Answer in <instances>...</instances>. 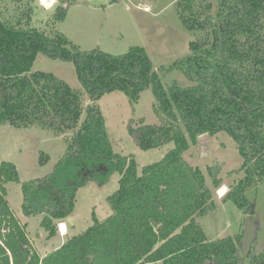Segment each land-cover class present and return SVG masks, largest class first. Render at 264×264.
Wrapping results in <instances>:
<instances>
[{"label": "trees", "instance_id": "obj_1", "mask_svg": "<svg viewBox=\"0 0 264 264\" xmlns=\"http://www.w3.org/2000/svg\"><path fill=\"white\" fill-rule=\"evenodd\" d=\"M5 1L12 8L0 10V128L69 133L51 172L21 183L23 215H42L40 227L53 237L71 218L81 186H102L113 171L120 177L106 198L110 214L97 220L92 213L83 232L41 257L7 201V184L19 182L17 168L0 162V264H264V245L260 252L253 243L243 256L240 236L207 239L197 217L214 208L222 180L213 177L208 188L203 172L184 159L198 137L228 135L242 159V177L223 201L250 213L246 192L264 185V0H177L182 28L202 34L182 61L194 84L167 90L143 47L120 55L80 50L53 30L66 16L62 5L37 29L36 0ZM38 55L72 64L81 88L33 72ZM147 89L159 121L134 127L130 119L128 134L144 151L173 148L139 173L133 155L114 152L96 102L120 92L133 107ZM46 158L41 154L40 163Z\"/></svg>", "mask_w": 264, "mask_h": 264}, {"label": "rangeland", "instance_id": "obj_2", "mask_svg": "<svg viewBox=\"0 0 264 264\" xmlns=\"http://www.w3.org/2000/svg\"><path fill=\"white\" fill-rule=\"evenodd\" d=\"M58 4L66 9V16L53 25V30L63 34L80 50L98 48L120 55L131 46H141L148 54L165 90L173 85L186 87L194 84L185 73L187 68L182 61L190 55V42L202 32L182 28L177 15V0H63L62 3L56 0L54 6ZM32 7V26L44 29L54 8L45 11L36 3ZM11 8L9 1L0 0V10L10 12ZM32 71L51 73L72 89L81 88L70 63L38 55ZM96 104L104 116L114 152L122 156L133 155L139 173L144 166L160 161L173 148V143H168L144 151L136 146L128 134L130 119L134 127L158 123L156 100L151 89L143 91L133 107L120 92L106 94ZM67 134L57 136L37 127L24 130L5 125L0 128V162L13 163L19 177L18 183L7 184V201L14 215L21 223L26 224L28 237L39 255L55 250L61 240L65 242L68 237L83 232L92 223V213L97 220L106 218L111 212L106 198L118 188L120 176L114 171L102 186L92 181L81 186L76 192L71 214L73 226L67 221L62 222L68 228V235L62 238L58 235L48 237V233L40 227L42 215H23L21 183L51 172L63 151ZM41 154L47 156L43 164L39 161ZM184 159L203 172L208 188H212L213 177L221 179V186L226 190L242 177V172L239 171L242 159L236 144L226 134L198 137L196 144H190L184 153ZM217 190L213 191L214 208L207 215L197 217L207 239L228 236L243 238L246 218L250 216L254 227L250 247L256 245V250L261 252L264 245V185L252 184L246 192L252 208L251 214H248V210L240 211L231 201H223L227 191L218 196ZM244 263L248 264V260Z\"/></svg>", "mask_w": 264, "mask_h": 264}, {"label": "water", "instance_id": "obj_3", "mask_svg": "<svg viewBox=\"0 0 264 264\" xmlns=\"http://www.w3.org/2000/svg\"><path fill=\"white\" fill-rule=\"evenodd\" d=\"M251 212H252V208L249 214H251ZM69 223L72 224L71 220H69ZM253 238H254V227H253V223H252L250 216H248L246 218V227H245L243 238L241 241L243 256H246L247 253L249 252Z\"/></svg>", "mask_w": 264, "mask_h": 264}, {"label": "built area", "instance_id": "obj_4", "mask_svg": "<svg viewBox=\"0 0 264 264\" xmlns=\"http://www.w3.org/2000/svg\"><path fill=\"white\" fill-rule=\"evenodd\" d=\"M55 3L56 0H36L37 6L45 11L53 9L55 7ZM60 226L61 224H58V228L61 230Z\"/></svg>", "mask_w": 264, "mask_h": 264}, {"label": "crops", "instance_id": "obj_5", "mask_svg": "<svg viewBox=\"0 0 264 264\" xmlns=\"http://www.w3.org/2000/svg\"><path fill=\"white\" fill-rule=\"evenodd\" d=\"M226 191H228V190H226V188H225V192H226ZM225 192H224V193H225ZM224 193H223V194H224ZM226 193H227V192H226ZM218 196H219V194H218ZM69 220H71V223H72V224L69 223ZM69 220H67L66 223H69L70 226H73L74 221H73L72 217H71ZM61 223H62V222H61ZM57 229H58V230H57V231H58V234H55V235H58L60 238H62V237H64V236H67V235H68V228H67V225H65V232H63L62 230H60L58 227H57ZM62 243H64V241L61 240V242L59 243V246H60ZM59 246H56L55 249L58 248ZM45 254H47V253H45ZM45 254H44V255H45ZM44 255H40V256L42 257V256H44Z\"/></svg>", "mask_w": 264, "mask_h": 264}, {"label": "bare ground", "instance_id": "obj_6", "mask_svg": "<svg viewBox=\"0 0 264 264\" xmlns=\"http://www.w3.org/2000/svg\"><path fill=\"white\" fill-rule=\"evenodd\" d=\"M225 192V187L224 186H221L218 190H217V193L219 194V196H222L224 195L223 193ZM61 230L63 232H65V224H62L61 223V226H60Z\"/></svg>", "mask_w": 264, "mask_h": 264}]
</instances>
